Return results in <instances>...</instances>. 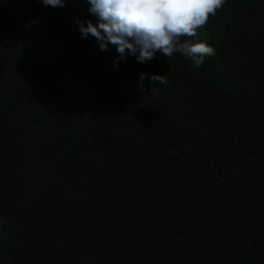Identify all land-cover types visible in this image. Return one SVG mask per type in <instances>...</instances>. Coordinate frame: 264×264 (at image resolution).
<instances>
[{"label": "trees", "instance_id": "obj_1", "mask_svg": "<svg viewBox=\"0 0 264 264\" xmlns=\"http://www.w3.org/2000/svg\"><path fill=\"white\" fill-rule=\"evenodd\" d=\"M87 9L0 0V264H264V0L190 38L199 69L114 67Z\"/></svg>", "mask_w": 264, "mask_h": 264}, {"label": "clouds", "instance_id": "obj_2", "mask_svg": "<svg viewBox=\"0 0 264 264\" xmlns=\"http://www.w3.org/2000/svg\"><path fill=\"white\" fill-rule=\"evenodd\" d=\"M44 8H63L66 0H39ZM92 20H77L83 39L95 38L100 51L110 46L117 53L113 66L134 58L147 63L157 53L171 58L175 54L188 59L194 69L201 68L206 58L215 55L214 48L198 36L211 17H215L227 0H84ZM182 37L184 39H182ZM152 85L167 84L166 75L141 73L138 87L144 81Z\"/></svg>", "mask_w": 264, "mask_h": 264}]
</instances>
